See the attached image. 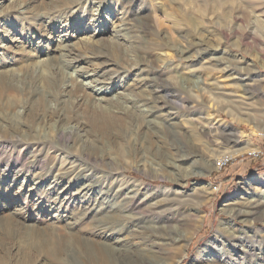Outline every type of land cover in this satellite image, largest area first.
<instances>
[{
  "label": "rangeland",
  "instance_id": "374dc122",
  "mask_svg": "<svg viewBox=\"0 0 264 264\" xmlns=\"http://www.w3.org/2000/svg\"><path fill=\"white\" fill-rule=\"evenodd\" d=\"M42 1L45 6L56 5V0ZM86 1L79 11L69 12V18L57 16L51 24L35 18L42 8L38 11L31 3L10 17L0 18V74H19L57 57L68 76H82L80 80L89 86L87 92L94 82L109 88L104 96L95 94L97 99L125 94L135 100L139 96L147 100L156 85L151 87L144 81L147 79L141 71L143 65H136L140 60L154 76L162 72V78L177 84L181 79L185 108L179 109L170 100L163 109L175 113L170 122L164 121L163 111L145 119L155 134L152 154L151 148L145 150L142 139L133 141L131 136L127 142H120L124 148L123 159L107 152L103 170L114 169L118 185H124L126 199H135L134 206L128 203L121 205L124 210H117L115 217L121 216L125 224L113 232L100 234L87 229L92 216L96 218L101 213L95 216L93 209L87 212L89 198L76 195L79 184L70 187L69 193L73 194L68 198L69 203L60 207L52 200L68 183H61L53 190L51 177L33 178L56 160L55 149L45 147L41 152L42 161L33 168L31 156L24 149L11 153L10 148H1L0 264H88L79 259L70 260L63 249L77 234L85 236L94 246L101 242L111 246V242L117 241L122 255L135 249L133 252L138 255L153 256L162 262L165 259L167 264H264L250 254L236 256L242 244L256 246L259 242L257 245L264 252V217L252 219L248 214L252 200H264V152L260 151H264V134L252 133L256 129L264 130V0H220L219 10L208 8L206 11L204 0H134L136 5L128 8L124 17L123 0ZM16 2L21 0L2 1L0 11ZM122 18L132 26V33L121 30L129 29ZM144 24L149 26L148 30ZM111 42L119 44L128 64L115 66L108 62L105 67L119 70L123 78L106 76L96 66L97 59L82 52L84 44L95 49ZM137 43L147 44L148 54L134 60L132 51L137 50ZM164 43L167 48H160ZM196 45L201 51L206 48L213 51L199 56L196 49L197 61L179 59L175 48L187 50ZM68 76L65 83H70ZM9 96L16 98L11 110L6 109ZM48 99L39 106L45 109L35 112L38 106L23 96L10 93L0 97V130L8 128L5 118H12L11 122L21 128L19 138L53 141L56 146L54 131L59 125L56 105L50 101V95ZM66 99L72 101L74 97L68 93ZM78 105H82L81 101ZM133 105L135 111L147 112L142 103ZM36 117L40 121L34 122ZM78 121L83 122V117ZM213 122L215 125L211 126ZM70 126L63 123L62 128L73 130ZM86 130L66 143L71 153L87 143L93 144V132ZM236 130L245 135L239 142H234V136L230 135ZM248 141L252 150L257 149V154H251V150L230 152ZM12 156L17 160L14 164ZM231 160L236 161L225 169L218 168L221 161L231 163ZM235 209L241 214L235 216ZM229 255L233 257L231 261Z\"/></svg>",
  "mask_w": 264,
  "mask_h": 264
},
{
  "label": "bare ground",
  "instance_id": "6f19581e",
  "mask_svg": "<svg viewBox=\"0 0 264 264\" xmlns=\"http://www.w3.org/2000/svg\"><path fill=\"white\" fill-rule=\"evenodd\" d=\"M2 1L4 0H0V3ZM86 2H87L86 0H56L55 2L56 5L50 4V6H45L42 0H21L20 3H17V2L12 3L10 4V6L7 7V9L5 8L1 10L0 18L10 17L12 16L11 14L13 12L18 13V11L26 8L27 4L31 3V4H35V7L34 6L33 7L37 10L39 8H42V11L38 13L40 15L37 14L35 18L38 17L39 20L41 19L44 23L49 22L51 24L53 19L57 16H61L62 18H66V17L69 18L70 17L69 12L73 13V12L79 11L78 9L80 8V5L81 4L85 5ZM40 4H42L41 7H39ZM123 5L126 8L124 10H126L127 12L125 11L124 13H122V17L128 14L127 9L134 7L136 3L134 2V0H125V1L123 0ZM203 5H204L205 11L208 8H215L216 10L221 7L220 0H204ZM206 6L208 7L206 8ZM122 21H123V18H122ZM123 24L127 25L129 29L123 26L124 28H122L121 30L123 29L124 31L129 30L128 33H132L131 32V30H133L132 26L131 25L129 26L127 22H124V21H123ZM144 28L145 30H148L149 26L147 24H144ZM125 35L126 34H124V37L126 38ZM130 38H132V36H130ZM165 44L166 43L161 44L162 46L160 48H163V46L167 48ZM137 45L138 46H135V48L137 47V50L132 51L134 60H137L138 56H141L142 58L148 54V51H147L148 48H146L147 44L140 45L137 43ZM119 47H120L119 44L116 42L104 44L102 48H95V49L93 48V46L84 44L82 46V52L84 54L88 53L90 54L89 56L92 55L93 57H95L97 59L96 66H98L101 69V71H103V74H105L106 76H109V77L115 76V78H123L124 74L122 72H119V70L112 71L111 69H108L105 67V64H107L108 62L113 63L115 66L116 65L119 66V64H122V63L128 64V60L123 59L124 51L121 50ZM200 48L201 47H199V45H196V46H193L192 49L190 48H188L187 50L185 49L186 51L184 49H179V48H175V49L177 50V55L179 56V59H181L182 61H195V60L197 61L198 59H194V57L197 58V56H195L196 49H197L196 54H199V56L207 55V53H211L210 51H213L210 48L202 49L203 51H201ZM192 51L194 54L192 53ZM208 56H210L209 59L213 61L214 58H212L211 55H208ZM214 61L215 63L217 62V60H214ZM60 64L61 62L58 60L57 57L56 59H53V60L52 58H49V60H47L45 64L33 65L31 68L29 67L28 69L22 70L21 72H19V74L18 73L10 74L7 76L0 74V97L10 95V93L16 96L18 95L23 96L27 101L34 103L36 106H38L35 109V112L44 110L45 107L40 108L39 106H41L43 100H46V101L49 100L48 95L52 97V100L50 101L55 102L56 118L59 124L58 126H56V129L54 131L55 136H56V140H55L56 146L53 144V141L44 142L42 140L28 138L27 136L24 138H19L17 134L21 128L11 122L12 118H5V120L8 123V128L5 129V131L0 130V136H1L0 137V149L10 148L9 152L11 153H14L16 151H21L22 149H24L25 154L27 155V153H29L31 156L30 163L32 167L36 166L37 164H40V162L42 161L41 152L43 151L45 147L50 148V149H55L56 150V160L50 163V165L43 172L39 173L37 176H33V178L38 179V180H44L46 179V177L48 178L51 177V180H52L51 185H52L53 190H55L56 186H58L61 183H64V182L68 183L66 187H63L62 190L57 193L55 197L56 199L52 200V202H54L55 204L57 201L60 207L68 205L67 204L68 198L70 197L71 194H73V193H69L70 187L79 184L80 187L77 189L78 192L76 193V195L78 198H81V199L89 198L87 202L88 204L87 209H86L87 212H90L93 209L92 212L95 216H97L98 213H101L100 216L98 215L99 217L94 218L92 216V223H90L91 225L87 229H89V231H93L94 229L95 231H98L100 234L107 233V232H113L116 227L118 228L119 226L121 227L123 224H125L121 216L115 217L116 214H118L117 210L118 209L124 210V209H121L122 208L121 205H126L128 203L131 204L129 206H132V205L134 206L135 199L134 198L126 199V196L123 193L124 185L123 184L118 185V182H119L118 175L115 173L116 171L114 169H110L107 171L103 170L102 166L106 165V161H107L106 158H108L107 154L108 153L114 154L117 157H119L118 159L120 158L123 159L122 151H124L123 150L124 148H122L123 145H121L120 142L121 141L127 142V140L130 138L129 136L132 137L133 141L134 139L135 141H140L142 139L143 143L146 145L145 150L151 148L150 153L152 154V151L153 149H155L154 147L156 146V141H154L152 138L155 136V134H153L151 132L152 130H150L152 129V127L150 125L147 126L145 124V119L148 116L152 117V115H154L155 113L163 111L164 114L162 115V117L166 118L164 119V121L167 120V122H170L174 118L175 113L168 112L169 110L164 111L163 109H166L165 104L166 102H169L170 100H172L171 104H175V106H177L179 109L185 108L184 101H183L184 99L183 94L185 93V88L180 82L181 79L179 80V83L177 84V82H171L172 79L168 80L167 78L166 79L162 78L161 77L163 74L162 72H159L157 74L155 73L156 74L155 76L154 74L153 75L150 74V70H148V68L147 69L144 68V64H142L139 60V62H136V65L138 64L143 65V67L141 68V71H143L146 74V79H147L144 81H147V83H149V86L151 87L156 85L155 88L149 92L151 94L150 99L146 100V98L143 99L142 96H139L138 100H135L129 97V95H125V94L117 95L115 97H110L109 99L108 98L97 99L95 97L96 95L100 93L98 96H104V94L107 93L109 88L102 87L100 85H95L96 82H94L93 85H95L96 87L99 86V88L96 89L94 88L95 86L92 85L91 87L92 89L90 90V92H87L88 90L87 88L89 86L87 87V85H84L83 81L80 80L82 76L80 75L74 76L73 74H69L68 76L66 72L64 71V69L60 66ZM12 72H14V70H12ZM2 73H6V72H2ZM67 76L69 77L70 83H67V82L65 83L64 81V79L65 80L67 79ZM242 81L245 82L246 78H243ZM90 84L91 83H88V85ZM68 93L74 97V100L71 101V100L66 99ZM109 94L112 95V92L110 91ZM78 98H80L79 101H78ZM15 100L16 98L14 96H9L8 97V107L9 108L3 107V106L1 107L6 108L7 110H11L15 106ZM80 101L82 105H78ZM123 101H126V103H129L128 105L130 107L125 105V103L123 104ZM103 102L105 104H103ZM134 103L135 104L142 103V106H144L147 109V112L138 111V110L135 111V109H133ZM79 106H82L80 111L77 110ZM22 108H23L22 112L26 113V109L24 110V107ZM82 117H83V122L80 123L79 122L80 120L78 121V119ZM33 121L36 122L40 120L38 119V117H36ZM63 123H66V125L70 124L71 125L70 129H73V130H69V131L64 130V128H62ZM72 123H75V124L73 125ZM214 125L215 124L213 122L211 126H214ZM86 129L93 132L94 136H92L93 138L91 140L93 141L92 142L93 144L87 143L85 146H82L76 153H71L66 143L70 141L69 139H73V140L77 139L79 136H81V133L88 132ZM224 129L226 130L225 127ZM252 133H254V135L256 136L257 135L262 136L264 134V130L256 129L255 131L253 130ZM230 135L234 136V142H239L238 139L245 138L244 133L238 130H236ZM96 144H105L106 147H100ZM252 148H253L252 144L250 143V141H248L247 143H245L244 146L240 147V149L238 150L234 149L232 151L230 150L228 151L234 154L235 152L250 151L252 150ZM160 151L163 152L161 149ZM155 153H157V151H155ZM255 153H257V150L255 151ZM147 156L148 154H146L145 156L146 159H147ZM158 156L160 157L159 151H158ZM16 161H17L16 158L12 156V160H11L12 164L16 163ZM129 197H130V194H129ZM176 199H174V201ZM252 202L253 204L250 203L248 207L249 209L248 214H250L252 219L263 218L264 216L261 214L264 213V200L260 198L257 200L256 199L252 200ZM54 203L52 204L54 205ZM116 203H119V206H117ZM260 207H263V209H260ZM102 211L104 212L106 211V212L103 213ZM234 214L235 216H238L241 214V211L238 212L236 210V212L234 211ZM162 238L163 237H161V239ZM122 239L124 238L122 237ZM153 240H156V239H153ZM138 241H141V240L139 239ZM117 244H118L117 241L111 242L110 243L111 246L107 244H102L101 242L97 244L96 246H94L91 244V241H88V239H86L85 236H81L80 234H77V236L73 237L72 240L70 239L69 242H66V244L64 245L65 247H63V249L67 251L66 255L70 257V260L77 261V259H79L81 261L82 260L85 261V263H88V264H113V263L115 264H167L168 263L165 259L164 261L166 263L162 262V260L161 261L155 260L153 256L149 258V256L145 257L142 255H138L137 253L133 252L135 249L132 251V253L130 252L129 254L125 253V255L124 254L122 255V253L120 252V248H117ZM257 244H260V243L257 242ZM257 244L256 246H249L246 244H242L243 246H241L242 248L241 250H239V252H236V256L240 257L239 256L240 254L241 255L250 254V256L256 257L257 259L264 261V252H262V249L259 248L260 246ZM160 245L162 244L160 243ZM252 247H254L256 250ZM245 248H248L249 250H246ZM254 250L257 252H255ZM148 252L150 253V251ZM229 256H230L229 260L231 261V258L233 257H231L232 255H229ZM169 258L170 257H168V259ZM219 261H221V259ZM175 264L177 263L175 262Z\"/></svg>",
  "mask_w": 264,
  "mask_h": 264
},
{
  "label": "built area",
  "instance_id": "2783aa9c",
  "mask_svg": "<svg viewBox=\"0 0 264 264\" xmlns=\"http://www.w3.org/2000/svg\"><path fill=\"white\" fill-rule=\"evenodd\" d=\"M257 149H255V150H251L252 152H251V154H257V153H255V151H256ZM238 160V159H237ZM249 160V159H248ZM260 160H261V158H260ZM236 160H231V163H223V161H221V167H218L219 169H221L222 170V168H226V167H228L230 164H232V163H234ZM240 162H243V161H245V160H239Z\"/></svg>",
  "mask_w": 264,
  "mask_h": 264
},
{
  "label": "trees",
  "instance_id": "16d2710c",
  "mask_svg": "<svg viewBox=\"0 0 264 264\" xmlns=\"http://www.w3.org/2000/svg\"><path fill=\"white\" fill-rule=\"evenodd\" d=\"M262 151V153L264 152L263 150H261Z\"/></svg>",
  "mask_w": 264,
  "mask_h": 264
}]
</instances>
